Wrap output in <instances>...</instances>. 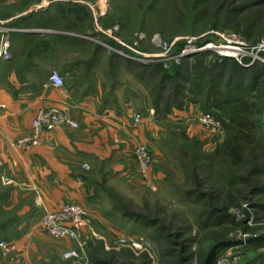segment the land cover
Wrapping results in <instances>:
<instances>
[{
    "label": "crops",
    "instance_id": "0c3cea01",
    "mask_svg": "<svg viewBox=\"0 0 264 264\" xmlns=\"http://www.w3.org/2000/svg\"><path fill=\"white\" fill-rule=\"evenodd\" d=\"M99 1L0 0V47L7 39L10 53L0 61V237L12 245L6 254L0 249V264H54L51 258L72 248L40 224L45 210L67 202L84 207L96 239L110 234L112 208L101 212L96 204L111 205L112 187L131 193L144 186L132 156L139 144L153 153L147 177L155 190L167 183L153 108L139 112L133 90L113 85L119 70L112 72L111 52L90 56L94 21L112 25L110 5L96 17ZM53 70L63 87L51 84ZM42 108H57L76 126H58L30 149L13 147ZM174 113L186 118L190 108Z\"/></svg>",
    "mask_w": 264,
    "mask_h": 264
},
{
    "label": "rangeland",
    "instance_id": "374dc122",
    "mask_svg": "<svg viewBox=\"0 0 264 264\" xmlns=\"http://www.w3.org/2000/svg\"><path fill=\"white\" fill-rule=\"evenodd\" d=\"M107 1L112 7V25L106 27L94 21L91 31L96 33L87 36L91 42L86 44H90L94 52L90 56H96L95 52L101 50L111 52L112 58L116 56L112 72L119 70L118 81L112 83L132 89L134 103L143 114H146V108L153 106L149 84L128 73L130 67L125 61L129 59L123 57L120 51L130 55L157 56L159 48L152 41L157 38L170 44V54H175L188 38H204L220 31L241 34L251 44L264 39V5L257 4L258 0ZM140 35L143 38L139 39ZM101 40L102 45L99 43ZM134 42H137V47L133 46ZM206 55L212 56L209 53ZM158 63L168 68L174 61ZM183 67L185 70L186 66ZM248 83L246 78L242 89ZM246 92L255 97L248 102L261 104L260 108L253 109L256 113L252 118L258 126L247 130H239L238 125L230 122L228 114L232 107L209 106L199 95L196 102L182 110L188 113L190 108L186 118L175 115L177 110L166 114L161 109L162 112L155 115L153 109L159 128L155 149L162 156L167 183L160 191H151L143 186L130 193L124 188L112 187L111 205L106 201L96 204L101 212L112 208L110 221L105 220L112 226V231L96 239L91 235L89 220V226L82 235L86 242V264L92 260L107 264H145V260L148 264H174L183 255L182 264H204L210 248L220 241L264 235V192L255 191V188L264 185V84ZM231 97L235 98L234 95ZM205 114L217 120L218 128L209 131L198 124L197 118ZM235 145L241 148L242 159L238 166L231 164L227 153L228 148ZM151 156L152 165V152ZM196 178L199 185L195 184ZM196 189L210 197L201 200L195 197V200L198 199L196 203L189 195ZM229 197L232 203L227 209L213 214L208 221L206 211L220 208L230 200ZM126 213L131 215L125 216ZM144 219L157 220L166 227V231L159 237V232L143 224ZM203 222H206L205 226H202ZM132 237L145 238L150 242V248L139 254L125 247L106 248L119 238ZM0 241L3 238L0 237ZM233 252L240 256V264H264V244L223 249L216 254L214 264ZM59 254L50 259L54 264H80L66 261L62 253Z\"/></svg>",
    "mask_w": 264,
    "mask_h": 264
},
{
    "label": "built area",
    "instance_id": "2783aa9c",
    "mask_svg": "<svg viewBox=\"0 0 264 264\" xmlns=\"http://www.w3.org/2000/svg\"><path fill=\"white\" fill-rule=\"evenodd\" d=\"M93 7H96L95 15L99 18L104 16L109 10L107 0H100ZM141 38H143L142 35L139 36V39ZM87 39L90 38L87 37ZM152 41L159 48L157 56H141L135 53L130 55L121 51L119 53L129 60H134L143 65L166 61H174L177 64L183 57L201 53H209L219 60H234L245 68L255 63L264 65V39H261L256 44H251L244 36L233 31L215 32L204 38H188L180 51L175 54H170V44L167 42L157 38H153ZM133 46L137 47V42H134ZM9 58V44L7 39L4 38L0 47V61L8 60ZM49 79L51 84L56 88L64 86V80L56 70L52 71ZM133 120L135 123H139L141 116L135 114ZM197 122L202 128L209 131L218 128L217 120L209 114L200 115L197 118ZM62 125L76 126L64 112L57 108H42L37 111L32 120L30 133L16 140L12 146L20 149H30L40 144L49 131ZM132 156L137 163L144 186L151 191H155V186L147 177V170L152 163L149 147L145 144L135 146L132 149ZM4 183L9 182L5 181ZM40 224L48 236L74 242L75 247L69 248L62 253L64 260L86 264V242L82 238V235L85 228L89 226V218L83 206L67 202L54 210H45L41 216ZM124 247L130 249L135 254H139L150 248V242L143 237L119 238L110 247L106 246L107 249ZM11 248L12 245L10 243L0 241V249L3 254L9 252ZM216 264H240V256L233 252L221 257Z\"/></svg>",
    "mask_w": 264,
    "mask_h": 264
},
{
    "label": "trees",
    "instance_id": "16d2710c",
    "mask_svg": "<svg viewBox=\"0 0 264 264\" xmlns=\"http://www.w3.org/2000/svg\"><path fill=\"white\" fill-rule=\"evenodd\" d=\"M257 4L264 5V0H258ZM258 11L259 10H257V13ZM206 54L207 53H201L183 57L180 60L181 62L177 64L172 63V67L170 66L168 68H164L160 63L143 65L138 62H132L131 60H126L125 62L130 67V69L127 70L130 74H134L136 78L143 83L149 84L146 85L148 86V92L151 96V101L153 103L152 108L154 109L155 115H158L162 110L166 114L174 110L182 111L186 106L196 102V96L199 95L203 97L204 101L209 106L232 107V111L228 114L229 120L231 123H235L236 126L238 125L239 130L257 127V121L252 118L254 113H256L253 109L256 110L260 108L261 104L248 102L250 99L251 101L254 100L255 97L250 96V93L248 94L246 91L251 92L256 89L258 85L262 86V84H264L262 83L264 82V65L255 63L245 68L234 60H219L213 56L209 57ZM113 57L116 58V56ZM115 58H112V67L116 63ZM183 65L186 66L185 70ZM246 78H248L249 83L245 86V89H242V85L245 83ZM259 79H262L260 84H258ZM232 95H234L235 98H232ZM166 114L164 115L166 116ZM239 137L241 138V135ZM237 139L238 138H236V140ZM240 152L241 148H239V146L235 145L228 148V157L231 159V164H233V166H238L241 163L242 156ZM195 182L196 185H199L197 178ZM255 191L258 193L264 192V185L258 186L255 188ZM189 195H192L194 200L195 197H198L200 200L210 197L208 194L197 189L189 192ZM228 199L230 200L220 208L213 207L211 211H206L209 219L208 221L212 219L213 214L218 212L223 213L227 209L232 203V199L230 197ZM195 201L197 203L198 199ZM124 215L130 216L131 214L126 213ZM198 219L200 221L201 218L198 216L197 220ZM143 224L146 227L155 229L154 232H159V237H161L163 231H166V227L161 226L157 220L144 219ZM205 225L206 222H203L202 226ZM262 244H264V242H257L249 245ZM181 253H183V250H181ZM169 254L172 255L173 253ZM183 257L184 255L178 257L175 263L182 264ZM144 263L148 264V261L145 260ZM90 264L107 263L92 260Z\"/></svg>",
    "mask_w": 264,
    "mask_h": 264
},
{
    "label": "water",
    "instance_id": "95a60500",
    "mask_svg": "<svg viewBox=\"0 0 264 264\" xmlns=\"http://www.w3.org/2000/svg\"><path fill=\"white\" fill-rule=\"evenodd\" d=\"M264 242V235L253 236L246 239L223 240L214 244L208 251L204 264H214L216 253L226 248L249 245L252 243Z\"/></svg>",
    "mask_w": 264,
    "mask_h": 264
}]
</instances>
